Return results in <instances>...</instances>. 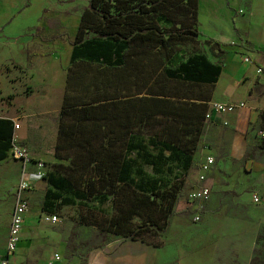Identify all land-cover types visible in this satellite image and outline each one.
Listing matches in <instances>:
<instances>
[{
  "label": "rangeland",
  "instance_id": "rangeland-1",
  "mask_svg": "<svg viewBox=\"0 0 264 264\" xmlns=\"http://www.w3.org/2000/svg\"><path fill=\"white\" fill-rule=\"evenodd\" d=\"M15 2L27 5L26 9L18 12L6 26ZM88 3L89 0H0V32L6 34L7 29H20L26 24L23 28L25 31L28 25L39 21V26L28 32L32 36L28 53L30 56L35 55L36 62L29 68L35 72L8 61H0V116L14 121L13 145L26 149L23 159H18L9 151L7 157L0 160V252L6 246L10 220L18 198L23 196L30 209L19 236V241L25 240L30 248H18L16 258L12 261L15 264H38L40 252L45 245L41 262L47 261L52 250L63 249L65 261L69 264L74 257L81 260L91 246L101 247L110 240L122 237L110 234L105 241V236L98 235L99 226L105 225L113 215L110 200H76L73 204L63 205L56 210L58 220L54 223L47 224L41 219L45 192L51 188L44 176L47 172H70L59 165L69 163L56 158L54 154L60 112L64 106L159 92L180 99L203 97L214 100L212 96L215 83L196 84L169 77L165 67L183 62L196 52L205 53L213 61L223 60L226 50L237 49L235 46L218 45L213 38L200 34L195 39L173 41L168 49L155 48L145 53L130 50L119 67L97 62L71 63L70 44L78 28L80 14ZM186 15L177 10L175 16L186 19ZM15 22L19 25L15 26ZM210 25L212 24L201 22L205 30L210 31ZM168 54L171 59L166 63ZM14 55L22 59L25 55L24 45L9 47L3 43L0 56L7 58ZM30 61L28 59L27 64ZM208 130L206 122L187 171L186 187L190 192L197 187L207 186L210 196L205 200L191 201L187 192L183 200L189 202L190 210L182 216H171L165 233L146 236L147 240L159 243L157 247L164 250L161 253L163 258L158 264H180L183 251L194 248L195 239H201L197 243L207 244V264H237L239 261V255L233 246L234 243L241 242L233 232L235 224L240 223V217L235 214L237 200L230 194L231 190L219 198L208 184L202 182L204 179L199 178L203 174L206 177L209 171L203 172L200 168L208 153L207 148L214 144ZM146 132L147 127H143V133ZM252 134L254 144L261 146L263 135L260 136L256 130ZM38 163H42V167L39 168ZM144 169L149 177L161 175L150 167ZM176 172H180V169L173 164L161 176L172 177ZM28 174L31 179L26 183L27 188L23 189V178ZM180 207L181 205L178 206ZM197 214L200 216L199 220L194 219ZM223 225L224 248L216 251L215 241L220 238V228ZM255 241L248 264H264V233L261 227ZM201 247L197 246V249ZM202 262L201 257L195 260L194 256H189L185 264H204Z\"/></svg>",
  "mask_w": 264,
  "mask_h": 264
},
{
  "label": "trees",
  "instance_id": "trees-1",
  "mask_svg": "<svg viewBox=\"0 0 264 264\" xmlns=\"http://www.w3.org/2000/svg\"><path fill=\"white\" fill-rule=\"evenodd\" d=\"M177 10L187 18H177ZM197 16V0H89L70 44V62L119 67L130 50L145 53L168 49L173 41L195 39L200 35ZM170 59L168 54L166 63ZM222 64L223 60L213 61L196 52L183 62L165 65V72L169 77L213 85ZM209 101L159 92L64 106L54 154L69 163L59 165L70 172L44 176L51 188L45 192L43 213L57 215L56 210L76 200H110L113 215L105 225H98L99 236L106 241L110 234L119 235L158 246L146 236L165 233L171 216L182 211L177 208L188 192L187 171L206 126ZM260 120L264 131V111ZM13 123L0 117V160L13 146ZM173 164L180 172L162 177ZM145 167L161 175L149 177ZM93 248L99 247L89 250Z\"/></svg>",
  "mask_w": 264,
  "mask_h": 264
},
{
  "label": "crops",
  "instance_id": "crops-1",
  "mask_svg": "<svg viewBox=\"0 0 264 264\" xmlns=\"http://www.w3.org/2000/svg\"><path fill=\"white\" fill-rule=\"evenodd\" d=\"M197 4V25L200 34L211 37L225 44L224 46L237 47L236 50H226L220 75L215 82L212 96L214 100H211L228 103L243 101L244 106L230 114L213 113L212 120L207 121L208 134L214 144L207 148L206 155L210 154L215 161L202 182L208 184L219 198L226 195L228 190L232 191L230 194L238 203L235 214L240 217V223L235 224L233 232L241 240L233 246L239 255L237 264H248L260 227L264 233V147L254 144L252 134L256 130L260 136H264V131L260 129V114L264 111V0H197ZM26 6L22 2H15L6 26L14 20L18 12L25 10ZM203 21L212 24L209 26L210 31L202 28ZM38 22L37 20L34 25H28L25 31L23 28L26 24L20 29L9 28L6 34L0 32V47L3 43L9 47L18 44L25 47L22 59L17 55L7 58L0 56V61H8L35 72L29 68L35 62V55L30 56L28 53L29 44L32 43V36L28 35V32L38 27ZM14 24L19 25L17 22ZM245 58H249L250 62H245ZM28 59H31L30 64H27ZM257 66L263 69L262 73L257 72ZM4 83L7 85L5 81ZM223 120H227L228 124H223ZM254 195H257L258 202L253 200ZM180 205L177 209L182 211L173 216H182L191 208L187 200H182ZM41 219L46 222L43 214ZM220 231V238L215 241L216 251L218 248L221 251L224 248V225ZM195 240L194 248L183 251L180 264H185L189 256H194L195 260L201 257L202 263L207 264V244L197 243L201 239ZM46 246L42 248V252ZM197 246L201 248L197 249ZM19 247L29 249L30 245L20 239L16 252L10 257L11 261L16 258ZM163 251L142 240L118 237L99 248L88 250L81 260L74 257L69 264H158L163 258ZM42 252L38 264H48L51 260L53 264H68L63 249L54 252L52 250L46 262L40 261ZM56 252L60 259L53 260V254Z\"/></svg>",
  "mask_w": 264,
  "mask_h": 264
},
{
  "label": "built area",
  "instance_id": "built-area-1",
  "mask_svg": "<svg viewBox=\"0 0 264 264\" xmlns=\"http://www.w3.org/2000/svg\"><path fill=\"white\" fill-rule=\"evenodd\" d=\"M245 62H250L249 58H245ZM257 72H263V69L260 66H257L256 68ZM208 111L205 114V120L206 122L209 120H212V114H230L233 113L237 108L243 107L244 102L239 101L236 103H228L227 101H212L210 100L208 103ZM223 124H228L227 120H223ZM10 154L17 157L18 159H23L26 155V149L24 147H17L13 145L11 149L9 150ZM215 161V158L213 156H210V154L206 155L204 160H202L201 163V170L203 172H207L209 169H211L213 163ZM37 166L40 168L42 167V163H38ZM205 175H201L199 178L202 180L204 179ZM31 176L28 174L25 178H23L22 186L21 188L26 189V183L30 181ZM210 190L207 186H200L195 189H192L190 192H188V197L193 200H205L209 197ZM254 201H259L257 195L253 196ZM29 211L28 202L27 200L22 196L19 197L17 200V203H15L13 212H12V219L10 220V226H9V234L7 235V242L5 246V250L3 252H0V264H14L12 263L10 257L13 255L14 252L17 250V245L19 242V236H21L22 228H23V222L25 220V216ZM43 219L47 223H54L58 220L57 215L54 214H48L43 213ZM195 220H199L200 216L197 214L194 217ZM60 259V255L58 252L53 254V260ZM48 264H53V261H49Z\"/></svg>",
  "mask_w": 264,
  "mask_h": 264
}]
</instances>
